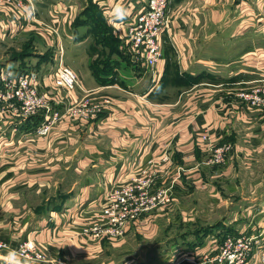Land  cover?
I'll return each instance as SVG.
<instances>
[{
  "label": "crops",
  "instance_id": "obj_1",
  "mask_svg": "<svg viewBox=\"0 0 264 264\" xmlns=\"http://www.w3.org/2000/svg\"><path fill=\"white\" fill-rule=\"evenodd\" d=\"M34 1L38 21L21 9L0 4V36L17 42L39 35L41 46L52 50L61 42L65 57L69 53L75 62L76 50L86 42L85 53H80L85 69L76 65L74 71L85 89L110 95L114 101L98 125H58L48 138L25 135L34 128L32 122L0 124V239L16 247L32 238L50 257L94 264L92 257L98 251L84 244L82 236L86 219L92 217L89 210L102 207L113 186L141 173H154V189L167 188L183 203L199 194L219 199L220 183L226 182L232 200L227 208L234 211L228 212L229 222L219 223L222 232L250 233L252 226L264 227V110L242 104L234 87L264 81V56L252 54V46L246 47L237 35L246 23L250 28L254 18L263 22L262 28L249 31L264 34V0H173L170 28L162 36L164 58L157 70L135 67L133 63L139 62L135 56L114 52L110 60H99V74L94 68L98 55L88 54L94 39L78 38L77 33L88 29H75L74 23L92 3L99 5L114 37L132 53L124 30L146 0ZM45 25L59 30L60 41L50 34L53 42H45L40 33ZM65 38L74 42L73 52L70 43L64 45ZM262 43L253 42L255 51L259 47L264 51ZM223 48L243 52L222 57ZM26 60L4 61L0 66L18 67ZM35 60L24 64L26 70L47 78L46 63L52 68V60L42 64ZM51 80L47 78L48 83ZM79 92H72L74 98ZM93 131L98 136H91ZM204 133L214 145L233 146L225 165L207 164L211 145L202 140ZM23 189L39 196L50 189L57 197L40 213L35 208L21 212L14 201ZM211 205L212 211L220 206ZM155 216L130 223L128 235L140 226L154 229ZM217 232L208 237L212 239L204 251L196 252L212 251L221 241ZM0 264L6 261L0 258Z\"/></svg>",
  "mask_w": 264,
  "mask_h": 264
},
{
  "label": "built area",
  "instance_id": "obj_2",
  "mask_svg": "<svg viewBox=\"0 0 264 264\" xmlns=\"http://www.w3.org/2000/svg\"><path fill=\"white\" fill-rule=\"evenodd\" d=\"M172 3L173 0H146L130 26L125 27V37L132 53L137 59L142 58L149 69L154 70L163 58L162 36L170 28ZM0 4L21 9L28 13L32 21H38L34 0H0ZM48 28L59 40V30L54 26ZM58 57V68L50 83L40 73L9 65L0 66V124L24 125L32 122L34 128L25 134L30 137H46L51 133L63 117L58 92L68 96L76 88L84 90L76 73L65 62V48L61 42H58ZM237 96L252 109H264V84L243 90ZM109 101L107 98L105 102ZM100 107L101 112L108 110L103 104ZM72 110L70 108L69 111ZM39 118L35 123V119ZM16 131H19L18 128ZM201 138L211 145L207 164L225 165L233 146L214 145L209 133H204ZM154 184V173H141L130 184L113 188L102 201V208L92 219V224L83 228L82 236L91 242L123 239L130 223L140 220L148 211L167 207L171 203L166 190H154ZM251 230L250 233H229L209 252H184L177 264H264V227L252 226ZM11 250H15L21 264H74L68 258L50 257L32 238L24 239L16 247L0 239V253L4 254L0 258L16 264L15 259L9 257Z\"/></svg>",
  "mask_w": 264,
  "mask_h": 264
},
{
  "label": "rangeland",
  "instance_id": "obj_3",
  "mask_svg": "<svg viewBox=\"0 0 264 264\" xmlns=\"http://www.w3.org/2000/svg\"><path fill=\"white\" fill-rule=\"evenodd\" d=\"M41 15L42 18L45 21H47L45 15L44 14ZM80 16L81 17L83 16L82 13ZM91 19L92 22H94L95 26L91 22L86 25L79 26L78 27L79 30L88 29V31L83 30L81 33H79V35H77V37L78 38L88 37L94 39V41H92L90 45V48L88 49V54H91V56L98 55L96 58L97 59L96 60L97 66L95 67L96 69L100 68L99 60L101 58L107 59L109 57V59L107 60H110L111 59L110 56H112L114 52H115V56H120L117 55L120 53L122 55L125 53L127 54L129 53L128 55L130 56V58H132V55L134 57V54L130 52L129 48H127V46H125L122 43L120 44L119 43L120 40L113 36V30L111 24L108 21H106V24L111 27L109 30V28L104 24V22H102L99 14H97L95 10H93V13L91 14ZM257 19L258 18H254V20L250 21L251 24L250 28L252 29V31L254 29L262 28L263 22L262 23L258 22ZM244 26L247 27L244 29L239 28L240 30L239 32H237V35L242 36V38L239 41L243 42L246 45V47L248 46V44H249L248 47L252 46V48H250L252 54L256 53L260 57L264 56V54L262 53L264 51L259 50L261 47H259V49L258 50L256 49L257 51H255L253 45L254 41L255 43L264 42L262 40L264 34L258 36L255 34V32L254 34L251 33V31H249L251 30L249 28V23H246ZM92 27L93 28L96 27L97 30H99V32H96V34L93 32L91 33ZM41 31H40L41 34H45V42L47 40L48 42H53V39H51L50 36V34L52 35V32L48 28V25H45V30L42 32ZM100 34L103 36L104 39H106V41L105 40L101 41ZM38 37L39 35L37 36V39L35 37H31V38L21 39L16 42L9 39H3V37L0 36V62H4V61L13 62L19 59L23 61L26 58L27 59L26 61L28 62L31 61L33 63H36L35 59H38V61H41L39 63L42 64L45 61V59L49 58L53 62L52 64L53 67L51 68V65L49 63L48 64L46 63L47 65L46 67L48 68L45 69V72L47 73L45 75L47 76L48 79L54 78L59 63L58 54L56 55V53L58 52V48L57 47L55 48L56 45L53 46L54 47L53 50L50 47L47 48L45 46H41L40 42H38ZM95 38H97V40H95ZM125 39L127 38L125 37ZM2 40H6V41L2 42ZM64 40H65L64 45L66 43H70L69 45L73 52L74 50L72 44H74V42L69 41L68 38H65ZM85 45L86 42L83 44V46H80V48L76 50L75 58L77 59L78 62L70 60L71 54L69 53H67L65 57L66 64L73 71H74V66L76 65H78V67L82 69H85V66L82 64L83 60L80 54L83 52L85 53ZM232 50L223 48L220 50L219 54L222 57L225 55L238 57L243 52V48L232 49ZM54 58L56 59L54 60ZM72 58H74V56H72ZM138 60L139 62L135 64L133 63V65L135 67L144 68L146 65L143 59L138 58ZM262 65H264V62ZM157 66L154 70L150 69V71L152 73L155 72V70H157ZM11 67L13 66L11 65ZM77 78L80 82V78L78 76ZM262 84H264V81H259V82L257 81L249 85L234 86L237 89L235 92L236 99L238 98L237 96L238 93H240L241 91L248 90L250 88ZM83 88L84 90L80 88L78 89L76 88L74 90V92H76V90L77 92L80 91L79 92L80 95L76 98H74L72 93L67 96L62 91L58 92V98L60 99V103H61L60 107L63 117L58 122V124L55 125L51 133L48 136H46L47 138L51 137V135L54 132V129L58 125H88V124L98 125L99 121L101 120L102 114H104L103 112L100 111L101 104L105 105L106 108H108V110L113 105L114 99L112 96L107 94H100V92H98L97 90H87L85 89L84 86ZM107 98H109L111 102L109 101V103H106L105 101ZM141 99L143 98L141 97ZM240 102L245 106H247L244 102L242 101ZM70 108L73 110L69 111ZM253 110L262 111L264 109H253ZM90 134L93 137L98 136L96 131H93ZM85 136L87 135L85 134ZM133 178L128 182L129 184L132 182ZM220 184L222 186L221 188L222 196L219 199H216L208 194L207 196L206 195L203 196L202 194H199L200 200L199 198H194L193 200L187 203H183L181 201V198H178L175 195H173L172 198L171 194L169 193V190L167 188H164L167 192L166 194L169 197L171 203L167 207L164 206L162 208H156L142 215V216L149 214L157 215L154 217L155 222L153 223H155L156 225L154 226V229L152 227H149L148 229V227L140 226L139 227L140 230H137V228H135L133 233H131L130 235H128V233L126 232V235L123 239L116 241H109L108 239H103L98 242H91L83 238L84 244H86L90 248H96L95 250L98 251V253H96L92 257L93 260H96L94 264H177V262L180 261L179 257L182 255V253L187 252L186 249L188 248L193 249V251H204L201 249H206L209 242L212 239L208 237H211V235H214L215 232H217V230L220 228L218 227L220 222L223 221L229 222L228 220L229 217H227L228 212L231 213L234 211V209L232 208L230 209L227 208V206L232 201L228 198V195L226 193L227 190H225L226 187H224L227 183L221 182ZM115 187L113 186L112 189ZM110 191L106 195H108ZM19 193L20 196L18 199H15L14 204L17 207V210L21 212H24L25 209L27 208H35L36 212L40 213L43 211L42 209L46 206V204L54 203L56 200L55 198L57 197V196L53 197L54 194L51 193L50 189H47V192L45 194L42 191L41 196H39L38 194H33L31 191L28 192L25 189L21 191L19 190ZM106 195H104V197ZM211 203L213 204L218 203L220 205L219 209L215 208L214 211L210 210L212 206ZM101 208L102 207L98 208L97 210H94L93 212L92 209L89 210L92 214V217L86 219L89 221L88 224H86L85 226L92 224V219H95V217L98 215V210ZM0 213H3V210H0ZM91 214L88 215L91 216ZM208 217L210 218L208 219ZM0 218H3V214H0ZM222 230L223 228L222 229L220 228V231L217 232L216 235L220 233L219 237L220 239L223 240L228 235L230 230L228 231L224 230V232H222ZM205 245L206 248H202ZM61 258H67V257H61ZM76 263L78 264V262ZM79 264L82 263L79 262Z\"/></svg>",
  "mask_w": 264,
  "mask_h": 264
},
{
  "label": "trees",
  "instance_id": "obj_4",
  "mask_svg": "<svg viewBox=\"0 0 264 264\" xmlns=\"http://www.w3.org/2000/svg\"><path fill=\"white\" fill-rule=\"evenodd\" d=\"M93 10H95L96 12H97V14H99V16H100V18H101V20H102V22H104V24L109 28V30H110V26L109 25H107L106 24V18H105V16H104V13H103V11H102V9L99 7V5H97V4H91L85 11H83L82 12V17L81 16H79L78 17V19L76 20V22L74 23V28L75 29H77L79 26H82V25H86V24H88V23H93L94 24V22H92V19H91V14L93 13ZM93 24H91V25H93ZM94 26H95V24H94ZM91 32H93V33H95L96 34V32H99V30H97V28L95 27V28H91ZM78 35H79V33H77ZM98 34V33H97ZM114 36V35H113ZM79 38H82V37H79ZM100 38H101V41H106V39H104L103 38V36L100 34ZM112 46V45H111ZM114 47V46H113ZM112 50H113V48H112ZM48 58V57H47ZM16 61H18V60H16ZM24 64H26L25 62H23V63H21L20 64V66H18V67H14V68H17V69H25L26 70V66L24 65ZM23 65V66H22ZM95 68V67H94ZM95 70H96V68H95ZM96 72H97V74H99V72L96 70ZM40 120V118L39 119H36L35 120V123L36 122H38ZM221 241H222V239H221Z\"/></svg>",
  "mask_w": 264,
  "mask_h": 264
},
{
  "label": "clouds",
  "instance_id": "obj_5",
  "mask_svg": "<svg viewBox=\"0 0 264 264\" xmlns=\"http://www.w3.org/2000/svg\"><path fill=\"white\" fill-rule=\"evenodd\" d=\"M121 15H123V13H121ZM9 257H12L13 259H15L16 264H21L20 258L17 256L15 250H11L9 252ZM6 264H7V262H6Z\"/></svg>",
  "mask_w": 264,
  "mask_h": 264
}]
</instances>
